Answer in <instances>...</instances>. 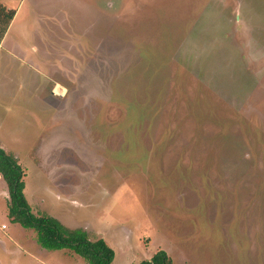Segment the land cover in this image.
<instances>
[{"label":"rangeland","instance_id":"1","mask_svg":"<svg viewBox=\"0 0 264 264\" xmlns=\"http://www.w3.org/2000/svg\"><path fill=\"white\" fill-rule=\"evenodd\" d=\"M0 7V147L31 212L104 239L110 264H264V0ZM8 199L0 176V264H86Z\"/></svg>","mask_w":264,"mask_h":264},{"label":"trees","instance_id":"2","mask_svg":"<svg viewBox=\"0 0 264 264\" xmlns=\"http://www.w3.org/2000/svg\"><path fill=\"white\" fill-rule=\"evenodd\" d=\"M14 11L0 7V16H4L2 32L6 29ZM0 34V39L2 38ZM0 176L8 189L7 217L26 229H32L35 240L44 249H68L81 256L86 264H110L114 258L113 249L102 238L89 240L84 229H70L48 214H34L24 195L23 168L16 159L0 147ZM138 264H172L164 250H157L150 258Z\"/></svg>","mask_w":264,"mask_h":264},{"label":"crops","instance_id":"3","mask_svg":"<svg viewBox=\"0 0 264 264\" xmlns=\"http://www.w3.org/2000/svg\"><path fill=\"white\" fill-rule=\"evenodd\" d=\"M52 83L53 84H51L50 85V93H51V95L52 96H57L58 98H61L62 99V97L64 96V94L68 91V87L65 85V84H62L61 82H57V81H52ZM53 85V86H52ZM57 86H59V88H60V93H59V95L56 93V88H57ZM52 87V88H51ZM54 95H53V94ZM56 94V95H55ZM55 97H53L52 99H54V101H55ZM50 100H51V98H50ZM49 100V101H50ZM53 101V100H52ZM56 102V104H58V102L59 101H55ZM60 103V102H59ZM61 103H63V101H61ZM64 105H65V101H64ZM63 105V106H64ZM59 220V219H58ZM59 222H61L60 220H59ZM62 223V222H61ZM63 224V223H62ZM64 225V224H63ZM17 248H19L20 249V245H17ZM60 250H66V249H60ZM51 251H57V250H51ZM71 251V250H70ZM70 254H72L73 256H74V252H72L71 251V253ZM36 257V255L33 253V258H35ZM38 258V257H37ZM36 258V260L38 261V264H49L47 261H45L44 259H41V258H38L37 259ZM41 259V260H40ZM35 260V259H34ZM45 261V262H44Z\"/></svg>","mask_w":264,"mask_h":264},{"label":"bare ground","instance_id":"4","mask_svg":"<svg viewBox=\"0 0 264 264\" xmlns=\"http://www.w3.org/2000/svg\"><path fill=\"white\" fill-rule=\"evenodd\" d=\"M55 90H57L56 92H60V88H59V86H57V88H56ZM57 94H58V93H57Z\"/></svg>","mask_w":264,"mask_h":264}]
</instances>
